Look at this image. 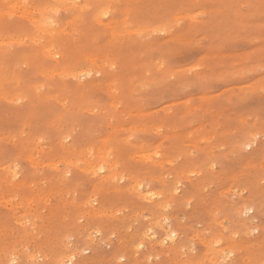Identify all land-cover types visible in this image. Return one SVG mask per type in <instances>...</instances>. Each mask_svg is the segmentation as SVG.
<instances>
[{
    "label": "rangeland",
    "instance_id": "1",
    "mask_svg": "<svg viewBox=\"0 0 264 264\" xmlns=\"http://www.w3.org/2000/svg\"><path fill=\"white\" fill-rule=\"evenodd\" d=\"M0 6V264H264V0Z\"/></svg>",
    "mask_w": 264,
    "mask_h": 264
},
{
    "label": "bare ground",
    "instance_id": "2",
    "mask_svg": "<svg viewBox=\"0 0 264 264\" xmlns=\"http://www.w3.org/2000/svg\"><path fill=\"white\" fill-rule=\"evenodd\" d=\"M0 1H2V0H0ZM15 7V6H14ZM8 8L10 9H7V8H5V7H3V6H0V17H2V16H6V15H9V16H11V15H14V16H18V17H15L13 20H16V22L15 21H12L14 24L15 23H17L18 21H20V22H22V23H18V26L17 27H15L16 29L17 28H25V26H24V22H23V20L21 19V18H28L29 16L26 14V13H24L23 15H22V12H19L16 8H14L13 9V7L12 6H8ZM12 20V19H11ZM9 21V20H8ZM7 21V22H8ZM10 22V21H9ZM43 22V19H40V20H38V21H34V20H31L30 21V24L32 25V26H34L35 24L36 25H39L40 23H42ZM38 23V24H37ZM89 23V20L86 22V24H88ZM7 24V23H6ZM5 24V22H4V25L6 26V27H8L7 25ZM10 24H11V22H10ZM14 24L12 25L13 27H14ZM35 25V26H36ZM10 26V25H9ZM12 26H10L9 28L11 29V27ZM15 28H13V29H15ZM23 28V29H24ZM4 29V28H3ZM2 29V30H3ZM6 29V28H5ZM10 29H6V30H10ZM12 29V31H14V32H16V30H13ZM37 30H38V27H36L34 30H32L31 32H35V34H36V32H37ZM21 31V30H20ZM17 32L19 33V29L17 30ZM16 32V33H17ZM17 33V34H18ZM2 35V34H1ZM38 35H40V34H36V36H34V37H31V36H23V37H20V36H18L16 39H14L15 40V42L17 41V40H21V39H23V38H29V39H31V42H34L35 43V41L38 39ZM5 40H7V39H5ZM10 40H12V39H10ZM13 41V40H12ZM7 43H11V41H8V42H4V38H0V45H2V44H7ZM8 45V44H7ZM39 53H42V51H38ZM79 52V51H78ZM77 52V53H78ZM55 54V53H54ZM10 61V60H9ZM34 62H37L36 60L34 61ZM9 63V62H8ZM42 67H45V66H42ZM87 74H88V71L86 72ZM73 76V75H72ZM80 76H82V75H80ZM5 79V78H4ZM2 81H3V79H2ZM22 97V96H21ZM17 98V97H16ZM23 98V97H22ZM10 100H14V99H10ZM13 102V101H12ZM11 102V103H12ZM249 144V143H248ZM247 144V145H248ZM20 150V149H19ZM94 171H95V169H94ZM154 194L152 193V194H148V195H144V199H147V200H151V199H153L154 198V196H153ZM244 210V209H243ZM242 210V211H243ZM89 217H91V216H89ZM163 235H164V237L161 239V242L163 243V242H166V241H169L170 243H173L174 241H175V233L174 232H169V233H167V232H164L163 233ZM84 237V236H83ZM84 239H85V237H84ZM71 260V258H68V261H70ZM26 262V258H24V259H22L21 260V262H20V264H24ZM71 262V261H70Z\"/></svg>",
    "mask_w": 264,
    "mask_h": 264
},
{
    "label": "snow or ice",
    "instance_id": "3",
    "mask_svg": "<svg viewBox=\"0 0 264 264\" xmlns=\"http://www.w3.org/2000/svg\"><path fill=\"white\" fill-rule=\"evenodd\" d=\"M102 170V169H101ZM13 264H15V262H13Z\"/></svg>",
    "mask_w": 264,
    "mask_h": 264
}]
</instances>
